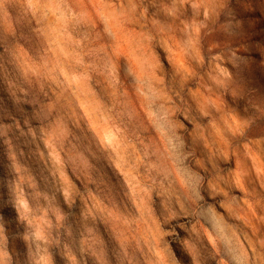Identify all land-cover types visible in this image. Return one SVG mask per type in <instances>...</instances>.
<instances>
[{"label": "rangeland", "instance_id": "374dc122", "mask_svg": "<svg viewBox=\"0 0 264 264\" xmlns=\"http://www.w3.org/2000/svg\"><path fill=\"white\" fill-rule=\"evenodd\" d=\"M0 264H264V0H0Z\"/></svg>", "mask_w": 264, "mask_h": 264}]
</instances>
